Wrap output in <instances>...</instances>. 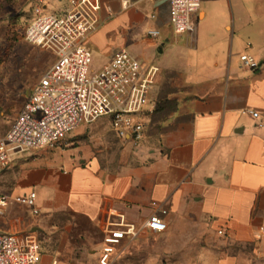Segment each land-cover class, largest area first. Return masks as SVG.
<instances>
[{
    "label": "crops",
    "instance_id": "obj_1",
    "mask_svg": "<svg viewBox=\"0 0 264 264\" xmlns=\"http://www.w3.org/2000/svg\"><path fill=\"white\" fill-rule=\"evenodd\" d=\"M169 3L101 0L84 41L94 68L121 49L160 67L141 146L105 118L81 125L75 146L24 152L0 174L13 196L36 193L40 213L14 202L1 228L31 229L41 264H96L108 214L142 226L153 201L168 210L167 230L127 243L125 256L152 242L146 263L264 264V0H201L195 30L183 34ZM243 53L260 65L243 66Z\"/></svg>",
    "mask_w": 264,
    "mask_h": 264
},
{
    "label": "built area",
    "instance_id": "obj_2",
    "mask_svg": "<svg viewBox=\"0 0 264 264\" xmlns=\"http://www.w3.org/2000/svg\"><path fill=\"white\" fill-rule=\"evenodd\" d=\"M127 1V0H124ZM201 0H170L169 22L177 34L193 32L192 16ZM46 0H35L24 39L53 53L55 61L31 90L9 130L0 137V172L10 167L18 155L30 150L58 149L81 125L107 118L116 136L140 147L144 141L145 108L160 67L145 64L127 49L117 51L99 68L93 67L92 52L84 41L99 26L101 0H66L61 10L48 11ZM159 35L158 30L149 32ZM242 65L257 68L251 54L240 55ZM258 117V111H251ZM40 213L36 193L13 196L0 187V264H41L39 237L31 230L7 231L1 228L12 203ZM156 209L142 226L112 210L102 227V240L96 264H114L126 255L127 243L167 230L163 218L168 210L158 201ZM264 233V227L261 228ZM223 234V230H219Z\"/></svg>",
    "mask_w": 264,
    "mask_h": 264
},
{
    "label": "rangeland",
    "instance_id": "obj_3",
    "mask_svg": "<svg viewBox=\"0 0 264 264\" xmlns=\"http://www.w3.org/2000/svg\"><path fill=\"white\" fill-rule=\"evenodd\" d=\"M46 2L50 5L48 11L52 12L64 8L66 0ZM34 3L35 0H0V137L9 130L33 87L55 61L51 51L24 39ZM98 121L107 123L105 118ZM75 131L62 148L55 150L62 151L75 146V139L72 137ZM110 155L116 156L115 152ZM151 246L152 242H136L130 253L116 264H145L147 255L153 250Z\"/></svg>",
    "mask_w": 264,
    "mask_h": 264
},
{
    "label": "trees",
    "instance_id": "obj_4",
    "mask_svg": "<svg viewBox=\"0 0 264 264\" xmlns=\"http://www.w3.org/2000/svg\"><path fill=\"white\" fill-rule=\"evenodd\" d=\"M29 23V22H28ZM28 25V24H27Z\"/></svg>",
    "mask_w": 264,
    "mask_h": 264
}]
</instances>
